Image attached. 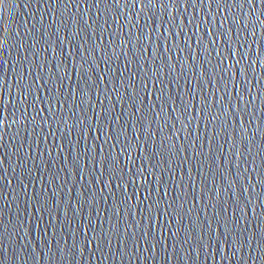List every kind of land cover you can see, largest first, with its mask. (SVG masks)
I'll return each instance as SVG.
<instances>
[{
  "label": "water",
  "instance_id": "1",
  "mask_svg": "<svg viewBox=\"0 0 264 264\" xmlns=\"http://www.w3.org/2000/svg\"><path fill=\"white\" fill-rule=\"evenodd\" d=\"M0 264H264V198L0 124Z\"/></svg>",
  "mask_w": 264,
  "mask_h": 264
},
{
  "label": "snow or ice",
  "instance_id": "2",
  "mask_svg": "<svg viewBox=\"0 0 264 264\" xmlns=\"http://www.w3.org/2000/svg\"><path fill=\"white\" fill-rule=\"evenodd\" d=\"M0 103H2V98H0ZM0 124H2V121H0Z\"/></svg>",
  "mask_w": 264,
  "mask_h": 264
},
{
  "label": "clouds",
  "instance_id": "3",
  "mask_svg": "<svg viewBox=\"0 0 264 264\" xmlns=\"http://www.w3.org/2000/svg\"><path fill=\"white\" fill-rule=\"evenodd\" d=\"M3 4V0H0V5H2Z\"/></svg>",
  "mask_w": 264,
  "mask_h": 264
}]
</instances>
